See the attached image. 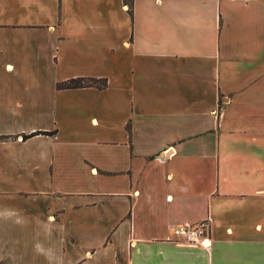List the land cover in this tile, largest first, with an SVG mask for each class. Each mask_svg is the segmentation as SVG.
<instances>
[{"label": "crops", "instance_id": "crops-1", "mask_svg": "<svg viewBox=\"0 0 264 264\" xmlns=\"http://www.w3.org/2000/svg\"><path fill=\"white\" fill-rule=\"evenodd\" d=\"M130 1L0 0V264H264V0Z\"/></svg>", "mask_w": 264, "mask_h": 264}, {"label": "built area", "instance_id": "built-area-1", "mask_svg": "<svg viewBox=\"0 0 264 264\" xmlns=\"http://www.w3.org/2000/svg\"><path fill=\"white\" fill-rule=\"evenodd\" d=\"M172 233L176 241L197 243L202 247H208L209 219L205 218L195 223L183 222L173 226Z\"/></svg>", "mask_w": 264, "mask_h": 264}, {"label": "trees", "instance_id": "trees-1", "mask_svg": "<svg viewBox=\"0 0 264 264\" xmlns=\"http://www.w3.org/2000/svg\"><path fill=\"white\" fill-rule=\"evenodd\" d=\"M123 1L125 2V4H127L128 13L131 14V1L130 0H123ZM105 85H106V79L104 77L97 78V77H89V76H76L56 82L55 88L62 89V88H77V87L91 86L100 89L105 87ZM38 132L46 133V134L50 133V131H38ZM28 135L29 134L22 135V137H27ZM1 137H6V136H1Z\"/></svg>", "mask_w": 264, "mask_h": 264}, {"label": "clouds", "instance_id": "clouds-1", "mask_svg": "<svg viewBox=\"0 0 264 264\" xmlns=\"http://www.w3.org/2000/svg\"><path fill=\"white\" fill-rule=\"evenodd\" d=\"M38 248H39V246H38Z\"/></svg>", "mask_w": 264, "mask_h": 264}]
</instances>
